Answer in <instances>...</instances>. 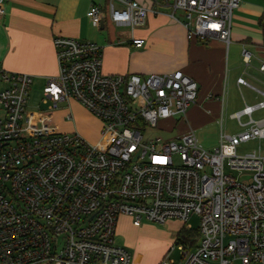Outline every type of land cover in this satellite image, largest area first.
<instances>
[{"label":"built area","instance_id":"1","mask_svg":"<svg viewBox=\"0 0 264 264\" xmlns=\"http://www.w3.org/2000/svg\"><path fill=\"white\" fill-rule=\"evenodd\" d=\"M153 1L184 23L189 39L226 43L242 3ZM149 11L139 0H112L109 17L135 27ZM87 15L100 25L107 13L94 3ZM54 44L59 72L48 77L43 101L55 108L62 99H77L102 120L101 138L60 131L48 116L30 111L32 74L7 70L0 58V264H131L127 246L115 241L122 214L136 226L175 219L187 229L198 214V234L180 240V264H264V156L238 152L242 142L264 137V118L223 134L212 150L194 131L155 135L160 121L185 118L196 102L198 82L191 75L182 69L108 73L96 42L59 35ZM250 55L244 48L246 62ZM238 82L248 83L243 76ZM259 107L264 98L234 115L245 125L242 115ZM227 167L249 178L239 181ZM169 253L159 264H177Z\"/></svg>","mask_w":264,"mask_h":264},{"label":"crops","instance_id":"2","mask_svg":"<svg viewBox=\"0 0 264 264\" xmlns=\"http://www.w3.org/2000/svg\"><path fill=\"white\" fill-rule=\"evenodd\" d=\"M111 1L5 0V12L0 14V58L4 68L31 73L32 84L42 81L44 88L48 77L59 72L54 38L74 36L94 41L101 47L103 70L108 73L182 69L191 75L198 82L196 102L189 107L185 118L168 119L173 127L182 123L179 134L194 131L198 138L199 131L213 133L215 139L210 144L214 148L223 134L233 136L264 118V107L256 108L251 115H242L240 120L245 125L234 115L246 104L256 105L264 98V71L260 69L264 60V0H242L233 13L229 43L217 37L189 39L184 23L168 10L158 11L154 1L147 14V25L132 27L115 23L119 28H129L130 36L96 39L95 28H105L106 18L104 27L96 25L87 11L96 3L106 13L110 12ZM134 36L144 37L145 44L136 46L132 41ZM244 48L250 51L249 62L244 60ZM240 76L248 83H239ZM42 94L44 99V91ZM50 104V100H41V104L29 110L48 116L60 131H78L93 142L100 140L102 120L77 99H62L55 108H50ZM241 145L251 147L245 153L257 151L264 156V137Z\"/></svg>","mask_w":264,"mask_h":264},{"label":"rangeland","instance_id":"3","mask_svg":"<svg viewBox=\"0 0 264 264\" xmlns=\"http://www.w3.org/2000/svg\"><path fill=\"white\" fill-rule=\"evenodd\" d=\"M147 8L151 9L153 7V0H139ZM118 3V0H115ZM177 16L183 18L181 11H177ZM148 23L147 21H145ZM145 23V25H147ZM106 27L105 28H95L96 39L104 40L105 38H114L113 36H123L128 37L131 34L129 28H119L110 19L109 12H107L106 17ZM168 72V71H167ZM141 74H152V73H165V72H139ZM43 85L42 81H35L31 85L29 94V108H36L38 103L41 104L43 100ZM75 99V98H74ZM1 110V105H0ZM180 120L181 118H173ZM169 120H162L159 122L160 127L154 129V134L161 135L164 138H173L179 134V129L181 122L177 127L170 126ZM103 123H101V130ZM147 133V132H146ZM183 134V133H182ZM198 141L207 149L212 150L213 145L210 143L215 139L213 138L215 134L206 133L205 131H199L197 133ZM90 140V139H89ZM92 141V140H91ZM238 152L240 154L245 153V150L251 148L247 145L238 146ZM229 172H232L238 177L239 181L249 178V172L239 174L238 170H232L227 167ZM188 223L192 225V229L198 233L200 226V216L198 214H192L188 220ZM183 226V223L179 220L169 219L165 223L147 221L144 220L140 226L133 224L131 217L126 214H122L118 218L117 230L115 235V241L124 246H127L131 254V264L133 262H161L165 255L169 253L170 258H172L177 264L183 261L182 245L185 244L183 241H177L178 231ZM185 227V226H184ZM158 263V264H159ZM234 264H240V262L235 261Z\"/></svg>","mask_w":264,"mask_h":264},{"label":"trees","instance_id":"4","mask_svg":"<svg viewBox=\"0 0 264 264\" xmlns=\"http://www.w3.org/2000/svg\"><path fill=\"white\" fill-rule=\"evenodd\" d=\"M199 232V231H198ZM198 233L195 232L193 229H187L186 227L182 226L178 231L177 241L195 237Z\"/></svg>","mask_w":264,"mask_h":264},{"label":"water","instance_id":"5","mask_svg":"<svg viewBox=\"0 0 264 264\" xmlns=\"http://www.w3.org/2000/svg\"><path fill=\"white\" fill-rule=\"evenodd\" d=\"M102 27H104V22L102 23Z\"/></svg>","mask_w":264,"mask_h":264}]
</instances>
